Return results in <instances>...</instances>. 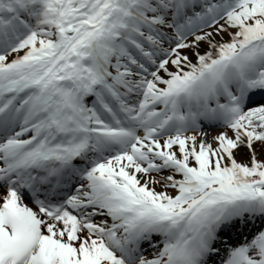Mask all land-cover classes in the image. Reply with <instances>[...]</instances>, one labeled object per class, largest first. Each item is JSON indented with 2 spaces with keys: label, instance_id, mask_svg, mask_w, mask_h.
Segmentation results:
<instances>
[{
  "label": "snow or ice",
  "instance_id": "snow-or-ice-1",
  "mask_svg": "<svg viewBox=\"0 0 264 264\" xmlns=\"http://www.w3.org/2000/svg\"><path fill=\"white\" fill-rule=\"evenodd\" d=\"M0 264H264V0H0Z\"/></svg>",
  "mask_w": 264,
  "mask_h": 264
},
{
  "label": "bare ground",
  "instance_id": "bare-ground-1",
  "mask_svg": "<svg viewBox=\"0 0 264 264\" xmlns=\"http://www.w3.org/2000/svg\"><path fill=\"white\" fill-rule=\"evenodd\" d=\"M212 135H214V134H212Z\"/></svg>",
  "mask_w": 264,
  "mask_h": 264
}]
</instances>
